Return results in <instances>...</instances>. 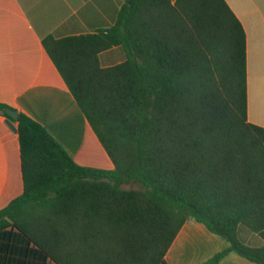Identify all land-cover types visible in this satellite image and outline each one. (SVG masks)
Returning a JSON list of instances; mask_svg holds the SVG:
<instances>
[{"label": "trees", "instance_id": "1", "mask_svg": "<svg viewBox=\"0 0 264 264\" xmlns=\"http://www.w3.org/2000/svg\"><path fill=\"white\" fill-rule=\"evenodd\" d=\"M43 46L114 168L79 165L0 103L23 179L0 232L14 228L54 264H168L194 218L230 244L204 264L231 252L264 264V128L247 118L246 34L225 0H126L108 31ZM114 46L126 60L102 67Z\"/></svg>", "mask_w": 264, "mask_h": 264}, {"label": "crops", "instance_id": "2", "mask_svg": "<svg viewBox=\"0 0 264 264\" xmlns=\"http://www.w3.org/2000/svg\"><path fill=\"white\" fill-rule=\"evenodd\" d=\"M172 4L176 0H170ZM247 40V118L264 128V0H225ZM126 0H0V103L43 125L81 166L114 165L47 54L43 39L109 29ZM102 67L126 60L114 46ZM12 124V126L10 125ZM23 193L17 123L0 114V210ZM259 242L247 236V241ZM230 244L191 218L171 245L168 264H204ZM0 264H54L14 228L0 232ZM217 264H256L236 252Z\"/></svg>", "mask_w": 264, "mask_h": 264}, {"label": "water", "instance_id": "3", "mask_svg": "<svg viewBox=\"0 0 264 264\" xmlns=\"http://www.w3.org/2000/svg\"><path fill=\"white\" fill-rule=\"evenodd\" d=\"M109 29H107V31H108ZM5 112L12 118V119H14L15 121L18 119V117H19V113L16 111V110H14V109H9V108H7V109H5ZM10 125L12 126V124L10 123Z\"/></svg>", "mask_w": 264, "mask_h": 264}, {"label": "rangeland", "instance_id": "4", "mask_svg": "<svg viewBox=\"0 0 264 264\" xmlns=\"http://www.w3.org/2000/svg\"><path fill=\"white\" fill-rule=\"evenodd\" d=\"M125 187H126V188H129L130 186H129V185H126Z\"/></svg>", "mask_w": 264, "mask_h": 264}]
</instances>
